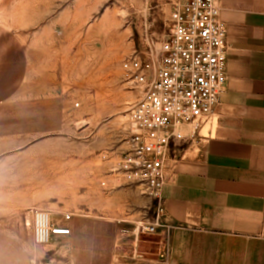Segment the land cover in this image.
Listing matches in <instances>:
<instances>
[{
  "label": "rangeland",
  "instance_id": "obj_1",
  "mask_svg": "<svg viewBox=\"0 0 264 264\" xmlns=\"http://www.w3.org/2000/svg\"><path fill=\"white\" fill-rule=\"evenodd\" d=\"M170 12L171 0H8L0 23L26 44L28 75L0 103V231L43 247L33 209L83 216L107 207L136 218L134 239L162 253L160 229L137 230L153 221V200L111 175L138 98L122 63L138 55L158 64Z\"/></svg>",
  "mask_w": 264,
  "mask_h": 264
},
{
  "label": "crops",
  "instance_id": "obj_2",
  "mask_svg": "<svg viewBox=\"0 0 264 264\" xmlns=\"http://www.w3.org/2000/svg\"><path fill=\"white\" fill-rule=\"evenodd\" d=\"M219 10L226 84L195 136L184 128L185 139L170 147L162 253L134 239L136 218L99 207L69 221L54 212L70 235L43 247L0 231V264H264V0H220ZM27 75L26 44L0 23V103Z\"/></svg>",
  "mask_w": 264,
  "mask_h": 264
},
{
  "label": "built area",
  "instance_id": "obj_3",
  "mask_svg": "<svg viewBox=\"0 0 264 264\" xmlns=\"http://www.w3.org/2000/svg\"><path fill=\"white\" fill-rule=\"evenodd\" d=\"M219 1L171 0L169 33L158 64L138 55L122 63L138 98L129 107L127 149L119 154L112 175L141 186L153 200V221L140 225L138 232L152 233L166 226L163 191L170 147L185 139L184 128L195 136L200 120L214 114L224 91L227 34L219 18ZM31 214L36 245L70 235V229L55 223L48 211L33 209ZM71 217L65 215L64 219Z\"/></svg>",
  "mask_w": 264,
  "mask_h": 264
}]
</instances>
